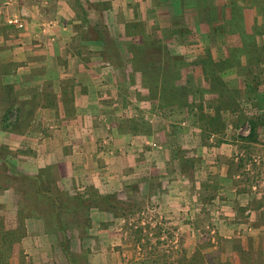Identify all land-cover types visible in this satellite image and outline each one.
Wrapping results in <instances>:
<instances>
[{
	"label": "rangeland",
	"instance_id": "374dc122",
	"mask_svg": "<svg viewBox=\"0 0 264 264\" xmlns=\"http://www.w3.org/2000/svg\"><path fill=\"white\" fill-rule=\"evenodd\" d=\"M16 1L0 0V22L7 33L21 37L24 19L4 11ZM64 1L81 5V9L70 6L71 35L62 49L72 65L91 71L86 76L95 94L88 119L101 134L106 132L95 140L96 149L113 155L110 131L129 129L148 152L169 147L168 139V143L174 141L177 159L187 167L199 161L192 147L194 138L200 142L199 156L207 160L204 166L215 160L212 150L225 144L229 148L226 175L234 182L218 189L207 185L201 192L192 187L189 196L193 200L186 202L184 194L174 198L173 208L165 209L159 203V191L145 195V188L134 182L112 193L92 186L110 198L77 206L75 196L88 198L89 186L67 187L61 178L66 171L62 161L48 162L40 147L36 151L22 141L25 131L38 130V121L30 116L46 107V102L37 89L26 91L24 95L31 94L28 99L20 98L24 96L20 88L15 97L7 98L5 82L11 78L6 74L8 63L0 61V215L4 229L17 225L16 209L22 203L26 215L22 219L25 230L10 252L9 264H20L19 259L24 264H104V260L124 257L132 259L127 264H176L181 256L186 259L196 251L208 253L217 247L225 264L242 260L246 264L245 253L251 255L252 264H264L256 261L257 251L264 250V148L260 147L264 144L239 139L248 134L249 121L264 112V74L252 69L264 59L257 55V51L264 52V25L254 23L257 15H264V0H253L257 15L235 0ZM8 17L19 19L22 26L7 24ZM40 18L35 33L45 35L57 21ZM59 22L66 28L65 19ZM138 47H143V59L134 61L130 50L136 53ZM167 71V80L171 77L170 83L177 86L168 89L169 94L162 90L160 80ZM174 71H178L176 77ZM46 95L50 98L52 91ZM3 117L7 126L1 123ZM15 118L18 122L13 125ZM167 130L174 137H166ZM40 134L29 137L30 141L38 144L46 130ZM180 170L186 182L199 176L198 169L195 178L193 169ZM30 177L39 178V198ZM207 180L214 184L213 177ZM211 189L215 191L212 196ZM198 192L215 199L207 198L200 208L195 201ZM54 198L52 207L50 199ZM109 225L108 236L104 230ZM187 242L193 244L189 254L183 250Z\"/></svg>",
	"mask_w": 264,
	"mask_h": 264
},
{
	"label": "crops",
	"instance_id": "0c3cea01",
	"mask_svg": "<svg viewBox=\"0 0 264 264\" xmlns=\"http://www.w3.org/2000/svg\"><path fill=\"white\" fill-rule=\"evenodd\" d=\"M38 1L18 0L5 8L4 11L8 14H19L24 19L25 27L23 32L19 34L21 37H16L7 33L8 30L4 29L0 22V61L8 63L6 74L11 79L6 80L5 86L7 89H11L13 97L16 96V89L20 88L23 95L28 90L37 89L40 93L39 97L46 102V107L37 108L36 112L30 116L32 121H38V130L28 133L25 131L22 141L25 146L36 149V151L40 147L38 150L47 157L48 162L62 161L66 171L63 172L61 178L62 181L66 182L67 187L96 186L102 192L112 193L127 188L134 182L138 188H145L143 193L145 195L159 191V203L165 209L168 205L173 208L175 200L184 194L188 199L186 202L193 200V197L189 196L192 187L198 188L201 192L207 185L214 187V189H218L219 186H232L234 179L226 175L229 148L225 144H219L212 150V156L215 160L213 163L210 161L212 165L204 166L203 162L207 160L199 156L200 142L199 139L194 138L192 147L196 150L199 161H195L186 167L185 163L182 165L177 159L178 151H175L176 144L174 141L170 140L168 143V139L167 145L169 147L148 152L147 148L142 145L139 146L137 140L132 138L133 135L129 129H125V131L113 128L110 131L111 142L109 143L113 148V155L104 154L102 150L101 152L98 151L95 140L106 132L101 134L100 129L95 127V123L88 119L92 109L89 108V104L93 103L90 99L93 100L92 96L95 94L86 76L91 71L87 70L88 72H86L83 66L72 65L70 63L72 60L66 56L67 54L62 49V45L69 40L71 35L69 20L73 17V11L70 8L81 9V5L79 3L68 5L64 0ZM235 1L238 6L243 7V9H252L257 15L254 9L258 6L253 3V0ZM220 4L223 6L222 1ZM40 17H48L57 21L45 35H36ZM63 19L69 24L66 28L59 25V21L63 23ZM254 23L259 26L262 23L264 25V15H257V21ZM262 44H264V38ZM262 47L264 49V46ZM257 55L264 56V52L259 54L257 51ZM259 62L256 64L257 67L253 66V72L264 74V59L259 60ZM232 71L234 72V69ZM66 77H69L70 81L63 80ZM48 90L52 91L50 98L46 95ZM29 97H31L30 92L20 98L28 99ZM32 98H35V95ZM103 110L109 111L110 109L103 108ZM43 129L46 130V134L42 137L43 139L41 138L37 142L38 144L35 141H30L29 137H37L36 133L40 136ZM170 133L167 130L166 137H174ZM263 138L264 129H260L257 143L261 144ZM182 145V147H191V144ZM257 145L254 144V146ZM260 147L264 148V146ZM188 168L193 169L191 171L193 177L196 175V169L199 170L196 181L189 180L190 182H186L185 175L180 169L187 171ZM209 177L214 178V184L211 183L213 180H207ZM214 189H211V196L215 192ZM200 192L195 196V201L201 205L200 208H203L208 200L215 199L211 196L208 198L206 194ZM230 197L233 199V195ZM186 202L184 200V203ZM228 230L229 228H226V231ZM110 232L111 226L109 225L104 233L109 236ZM221 233L218 230V234L223 236ZM185 245L186 250L185 248L183 250L189 254L193 244L190 245V242H187ZM107 260H104V264L132 262V259L127 257L112 261Z\"/></svg>",
	"mask_w": 264,
	"mask_h": 264
},
{
	"label": "trees",
	"instance_id": "16d2710c",
	"mask_svg": "<svg viewBox=\"0 0 264 264\" xmlns=\"http://www.w3.org/2000/svg\"><path fill=\"white\" fill-rule=\"evenodd\" d=\"M142 49H143V47H138L137 52L135 53L132 51V48H131V50H130V53L132 54L131 59L134 61L136 59L137 60L143 59ZM132 64H135V63H132ZM174 72H175L174 74L176 77L177 76L176 73L178 71H174ZM169 76H170L169 71L163 72L162 77H161L162 79H160L162 82H164L162 84V90L164 92H166L167 94L170 93V91L168 89H172V90L177 89V86H174L173 84L170 83V81H172L171 77L169 80H167ZM5 89H6L5 96L7 98H9V96H12L11 89H7V87ZM173 95H175V94H173ZM162 97H163V94H162ZM10 108H11L10 105L7 108H5L4 111L2 112V115H4V113L9 111ZM16 109L20 113V108L18 107ZM5 121L6 120L4 119V117H3V120L1 118V123H4L3 126L6 125ZM17 122H18L17 119L14 120L13 125L17 124ZM249 123H250L249 124L250 129H249L248 134L245 135L244 137L239 136V139L246 141V142H258L259 131H260V129H264V112L256 115L252 120L249 121ZM261 143L264 144V138L261 140ZM3 163L11 172H14V168L8 162L3 160ZM238 166H239V164H238ZM37 176H39V175H37ZM18 177H22V176L18 175ZM7 178L8 177L6 176V179ZM30 179L33 181L32 187L34 186L35 195H38L37 198H39L40 194L42 193V190L39 188V182H38L39 178H37V177L31 178L30 177ZM86 193H87L88 198L83 197V196H80V197L75 196L77 206H83L86 203H88V201H94L96 198L102 201V200L107 199L110 196V195L99 194L92 186H89L88 188L86 187ZM50 200L53 203L52 204V207H53L56 203L55 198L50 199ZM24 208H25V205L22 203L20 205V207L18 209H16L17 225L13 228L4 229L3 217L0 215V264H9V257L11 255L10 252H11L15 242L18 241L20 234H22L25 230L24 229V222L22 220L26 216L23 213ZM54 216H55L54 218L56 219V215H54ZM60 232L62 233V231H60ZM217 248H218L217 250H214L213 252H208V253L196 251L191 257L186 258V259H184L183 256H181L177 259L176 264H225L224 260L222 261L220 258V254H219L220 253V247H217ZM14 252L21 254V251H19V250H18V252H17V250H14ZM256 254H257V260L256 261H258V262L260 261L261 263H263L264 262V250L260 249L257 251ZM237 256H238V254H237ZM245 256H247V257L244 258ZM243 258L246 259V264H252L250 254L245 253V255L242 257V259ZM19 262H20V264H24L23 259H19ZM242 263H243V260L240 262V264H242ZM173 264H175V263H173Z\"/></svg>",
	"mask_w": 264,
	"mask_h": 264
},
{
	"label": "built area",
	"instance_id": "2783aa9c",
	"mask_svg": "<svg viewBox=\"0 0 264 264\" xmlns=\"http://www.w3.org/2000/svg\"><path fill=\"white\" fill-rule=\"evenodd\" d=\"M6 23L7 24H10V25H13L17 28H20L22 26V22L15 18V17H8L7 20H6Z\"/></svg>",
	"mask_w": 264,
	"mask_h": 264
}]
</instances>
